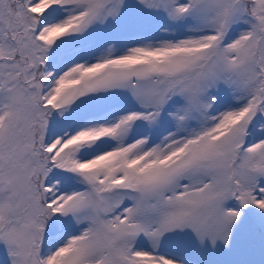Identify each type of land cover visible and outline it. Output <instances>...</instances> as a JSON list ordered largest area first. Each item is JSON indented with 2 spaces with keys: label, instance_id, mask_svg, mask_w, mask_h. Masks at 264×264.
<instances>
[{
  "label": "snow or ice",
  "instance_id": "snow-or-ice-1",
  "mask_svg": "<svg viewBox=\"0 0 264 264\" xmlns=\"http://www.w3.org/2000/svg\"><path fill=\"white\" fill-rule=\"evenodd\" d=\"M0 264H264V0H0Z\"/></svg>",
  "mask_w": 264,
  "mask_h": 264
}]
</instances>
